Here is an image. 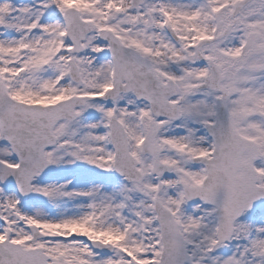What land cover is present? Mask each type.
<instances>
[{"label": "snow or ice", "instance_id": "snow-or-ice-1", "mask_svg": "<svg viewBox=\"0 0 264 264\" xmlns=\"http://www.w3.org/2000/svg\"><path fill=\"white\" fill-rule=\"evenodd\" d=\"M0 264H264V0H0Z\"/></svg>", "mask_w": 264, "mask_h": 264}, {"label": "rangeland", "instance_id": "rangeland-1", "mask_svg": "<svg viewBox=\"0 0 264 264\" xmlns=\"http://www.w3.org/2000/svg\"><path fill=\"white\" fill-rule=\"evenodd\" d=\"M19 2H24V0H19Z\"/></svg>", "mask_w": 264, "mask_h": 264}]
</instances>
